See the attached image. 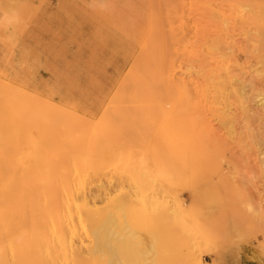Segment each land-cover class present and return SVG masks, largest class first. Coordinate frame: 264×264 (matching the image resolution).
<instances>
[{"label":"rangeland","instance_id":"obj_1","mask_svg":"<svg viewBox=\"0 0 264 264\" xmlns=\"http://www.w3.org/2000/svg\"><path fill=\"white\" fill-rule=\"evenodd\" d=\"M251 9L0 0V183H14L17 205L0 217V264L74 262L62 218L37 210L57 184L78 201L88 193L94 264H110L107 239L122 264H264V74L255 26L242 20ZM222 58L243 101L188 99L168 78L198 86Z\"/></svg>","mask_w":264,"mask_h":264},{"label":"bare ground","instance_id":"obj_2","mask_svg":"<svg viewBox=\"0 0 264 264\" xmlns=\"http://www.w3.org/2000/svg\"><path fill=\"white\" fill-rule=\"evenodd\" d=\"M209 1V0H206ZM237 2H244L252 7L251 11L242 15L243 22L253 24L255 31L250 32L252 43L255 45L252 54L255 55L258 63L261 65V71L257 76L264 74V0H234ZM228 33H218L213 40V45L218 44L225 39ZM225 59L216 60V64H206L202 69V80L200 85L195 86L196 82L183 73H170L168 78L171 84L177 89L182 90V94L188 99H200L205 101H218L225 99L228 101L230 93L235 94L238 100L246 99L245 88L241 90L237 88L240 84V78L237 72L233 74L234 70L229 69L225 64ZM236 71L241 70L238 62L235 63ZM261 72V73H260ZM240 73V72H239ZM195 82V83H194ZM225 101V100H223ZM264 105V104H263ZM264 107V106H261ZM262 116V114H260ZM222 175H219L220 180ZM57 196L53 199L51 204L46 203L45 198L41 199L40 206L37 210L44 214H56L62 218L61 227L70 232L73 238V248L76 253L75 260L72 264H94L92 259L93 246V232L91 224V207L88 193H84L82 201H78L69 194L66 184H57ZM15 185L12 181L0 183V217H10L17 209L15 198ZM22 199L18 198V204ZM31 203V202H29ZM36 206V203L31 204ZM2 223L0 221V227ZM4 225H9V220H4ZM105 245L109 253L112 254L110 264H122L119 260L116 248L111 244L109 239L105 241ZM14 250L15 247H11ZM88 254H85V253ZM4 256L0 254V263L5 262ZM37 262V261H34ZM194 264H200L198 259H193ZM27 264V263H26ZM31 264V263H30ZM34 264V263H33ZM36 264H43L37 262ZM62 264H68L66 261Z\"/></svg>","mask_w":264,"mask_h":264}]
</instances>
